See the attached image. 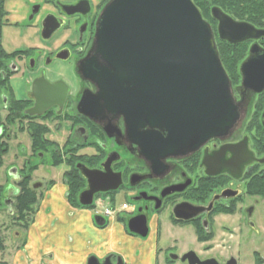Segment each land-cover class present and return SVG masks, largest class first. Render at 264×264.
I'll list each match as a JSON object with an SVG mask.
<instances>
[{"label":"flooded vegetation","instance_id":"flooded-vegetation-1","mask_svg":"<svg viewBox=\"0 0 264 264\" xmlns=\"http://www.w3.org/2000/svg\"><path fill=\"white\" fill-rule=\"evenodd\" d=\"M111 1L0 0L5 13L0 27V46L11 56L5 70H1L8 89L0 90V205L1 200L5 202V210L0 207V213L6 212V219H10L11 224H18L23 230L21 239L24 241L31 212L20 211L17 198L33 196L36 205L50 200L51 195H55L53 189L61 184L65 188L63 194L67 204L90 211L92 217L95 215L94 201L106 200L113 211L112 217H117L126 237L139 244L152 240L153 264H157L159 256L163 264H189L188 259L182 260V256L189 252H193L199 261L236 262L233 257L222 261L207 253L224 235L232 238L237 228L234 230L228 224L252 223L253 207L249 205L240 210L238 204L242 203V196L258 197L245 192L246 183L258 180L264 174V162L257 161L264 159V154L257 153L249 131L243 130V120L253 116L249 127L253 129L260 125L264 130V89L260 93L248 90L241 95L239 66L250 56L252 44L256 43L264 51V39L241 42L250 44L245 46L244 57L238 65L240 88L237 94L230 86L238 117L226 133L205 138L200 132L189 134L179 127L168 126L166 119L156 116H151L157 123L154 121L153 126L146 102L130 96L135 87L127 81L114 83L111 78L114 69L95 52L97 23ZM14 2L20 3L19 8L10 7ZM47 17L58 22L59 27L44 38L42 23ZM25 22L30 37H36L38 32L43 40H50L59 31L62 35L53 48L45 51L34 45L6 50L1 35L3 28L16 29ZM86 62L96 68L97 76H84ZM19 72L23 80L22 96L10 84L12 76ZM36 93L45 97L41 114L31 113L38 104ZM12 103L16 109L12 111L19 112L20 116L9 123L8 108ZM245 135L255 160L242 167L236 177L238 165L230 162V154L216 153L226 145L237 144ZM20 136L27 138V146L18 140ZM10 142H16L22 155L17 161L5 164L3 157ZM62 165L65 169L57 178L52 171ZM226 168L232 173L210 174ZM41 169L42 174L38 176ZM85 169L98 177L118 174L117 188L98 191L93 194L90 205H81L79 195L89 188L83 175ZM106 181H97L96 185L107 186ZM71 183L77 188L74 200L79 205L68 199ZM117 195L124 198L118 208L115 203ZM198 208L199 213L183 219ZM249 208H252L250 215L247 213ZM128 224L145 231V236L131 232ZM141 224H144L143 229ZM93 226L106 242L111 239L106 218L104 225L94 223ZM164 226L168 232L189 226L196 242L203 245L198 249H185L169 243L157 250ZM3 227L0 223V264H3L1 256L7 232V228L1 231ZM150 229L153 236L149 235ZM16 236L20 238V235ZM91 257L97 264H128L124 256L113 251L108 244L102 245L99 252L88 253L83 264H88Z\"/></svg>","mask_w":264,"mask_h":264},{"label":"water","instance_id":"water-1","mask_svg":"<svg viewBox=\"0 0 264 264\" xmlns=\"http://www.w3.org/2000/svg\"><path fill=\"white\" fill-rule=\"evenodd\" d=\"M210 13L217 21V34L222 41L236 44L264 39V29L236 21L215 6ZM48 18L42 23L44 38L59 27L58 22ZM249 51L250 56L239 66L241 95L248 90L260 93L264 89V51L256 43ZM95 52L114 69L111 74L114 83L127 81L135 87L130 96L146 102L151 125L154 121L157 124L151 117L156 116L166 119L168 126L179 127L189 134L200 132L208 138L226 133L238 117L229 78L220 62L210 25L192 0H112L97 23ZM88 63L91 62H86L83 68L84 76H97L96 68ZM36 98L38 104L31 113L41 114L45 97L38 95ZM219 152L229 153L230 162L238 165L236 177L242 167L255 160L246 135L237 144L220 148L216 154ZM257 161L263 163L264 159ZM224 171L232 173L226 168L210 174ZM83 175L89 187L79 195V203L83 206L92 203L94 193L116 189L119 181L118 174L98 177L86 170ZM106 179L107 186L96 185L97 181L107 182ZM251 210L248 209V215ZM199 211L198 208L183 219ZM93 221L98 226L105 223L99 215H95ZM143 226L141 224L142 229ZM128 229L141 236L146 234L135 229L133 224H128ZM184 259H188L189 264H216L213 259L199 261L193 252L183 255ZM88 264H97L96 259L91 257ZM227 264L236 262L232 260Z\"/></svg>","mask_w":264,"mask_h":264},{"label":"rangeland","instance_id":"rangeland-1","mask_svg":"<svg viewBox=\"0 0 264 264\" xmlns=\"http://www.w3.org/2000/svg\"><path fill=\"white\" fill-rule=\"evenodd\" d=\"M203 19L210 25L213 40L217 48V41L220 40L217 34V21L212 18L211 13H210V18L203 17ZM213 20L215 22H213ZM25 24L26 22L16 29L13 27L3 28L1 35L6 50L12 51L15 49H24L29 45H34L39 48H43L42 50L45 51V49L53 48L57 43V39H60V36L62 35V33H60L59 31L55 33L53 38H51L50 40H43L41 39L40 34L38 32L36 37H30V34H28V30L24 26ZM37 27L40 28V24H38ZM244 44L245 46L247 45V47H249L250 42H245ZM228 78L232 92L237 94L238 89L240 88V75L236 82H231L229 76ZM10 84L12 88L15 89V91L20 96L24 95V92L21 88L23 84V80L20 72L12 76V78L10 79ZM0 109H1V102H0ZM252 117L253 116H250V118H248L247 121L243 120V126H244L243 130H246L247 132L249 131L250 137L252 138L253 142H255L254 134L256 133L254 132V128L251 129L249 127V121L252 119ZM18 140L23 141V145L27 146L28 144L27 138L25 139L24 136H20L18 137ZM21 151H22L21 149L17 148L16 142H12V143L10 142L9 148L3 157L4 163L7 164L12 160L17 161V159L22 155ZM64 169L65 166L62 165L57 167L52 172L55 173V177L60 178L61 177L60 174ZM41 174H42V169L38 172V176ZM115 198H116V202H115L116 207L118 208L119 205L124 201V198L121 195H117ZM4 203L1 200L0 207L2 208V210H5ZM94 205L96 210H103L104 208L109 207L108 206L109 204L106 200L102 202L96 201V203L94 201ZM238 205H239V209L240 208L243 209L244 207L249 205L253 207V212L251 215V222L253 223L252 226L250 224L245 223L244 212H243L242 221H244V224H228L231 227H234V230L235 228H237V230L234 231L232 238H229L228 234L224 235L223 239L219 241L218 244H215V246L207 253V255L219 257L220 259H223L222 261L227 260L229 257H233L236 260V264H264V198L242 196V203ZM6 218H7L6 212L5 214L0 213V223L1 226H4L1 231L4 232L5 231L4 229L7 228L6 229L7 232L4 234L6 238L9 240L16 239V241L13 243L15 249L25 248V244H23L22 242L23 240H21V235H22L21 233L23 232V230H21L18 227V224H11V221H9L10 219L7 220ZM191 231L192 229L188 226L182 230L178 229L168 232L167 227L164 226L161 230V234L159 235L160 239L158 242L157 250H162L169 243H175L180 247H185V249L201 248L203 244H199L198 242H196L195 234H193ZM16 235H20V238ZM149 235L153 236L152 229H150ZM9 247H11V243H8V248ZM150 248H152V251L149 250ZM140 249L141 250L139 251V253L134 252V256L143 253L144 255H146L145 257L147 260L151 259L153 264L154 257L152 253H154L153 250L154 248L152 247V240L142 242L140 244ZM125 252L130 257L132 256V251L130 248H126ZM177 252H180V249ZM157 264H163L161 260V256H159L157 260Z\"/></svg>","mask_w":264,"mask_h":264},{"label":"crops","instance_id":"crops-1","mask_svg":"<svg viewBox=\"0 0 264 264\" xmlns=\"http://www.w3.org/2000/svg\"><path fill=\"white\" fill-rule=\"evenodd\" d=\"M19 6V2L10 5L12 8ZM53 190L55 195H51L50 200H44L30 210L31 218L22 241L25 248L15 249L16 239H4L3 264H83L88 253L99 252L102 245L107 244L113 251L121 253L128 264H152L143 253L134 256V252L141 250L140 244L125 236L117 217H107L111 239L106 242L94 228L90 211L69 206L61 184ZM8 243H11L9 248ZM126 248L131 249V257L125 252Z\"/></svg>","mask_w":264,"mask_h":264},{"label":"trees","instance_id":"trees-1","mask_svg":"<svg viewBox=\"0 0 264 264\" xmlns=\"http://www.w3.org/2000/svg\"><path fill=\"white\" fill-rule=\"evenodd\" d=\"M195 6L200 11L201 15L206 18H210V9L215 6L221 9L225 14L230 16L236 21H245L255 28L264 29V0H192ZM3 5L0 2V27L2 25V18L4 17ZM213 22H215L213 20ZM245 44L236 43L230 44L226 41H217V51L220 62L222 63L226 73L231 79V82H236L239 78L238 65L244 57ZM11 56L7 54L0 46V90L8 89L6 79H3L1 70H5L6 64L10 60ZM8 108L10 114L8 115V122L11 123L17 116H20L19 112H13L16 110L13 107V103ZM255 149L258 154H264V130L260 125L254 128ZM256 135V136H255ZM71 191H69L68 199L71 203L75 204L76 194L78 191L74 186V183L70 185ZM77 192V193H76ZM249 195H257L260 198H264V174L260 176V179L248 181L246 183V191ZM25 195V194H24ZM18 197V205L20 211L32 210V206L36 203L35 198L32 196ZM76 205H79L76 203ZM203 239V237H200Z\"/></svg>","mask_w":264,"mask_h":264},{"label":"built area","instance_id":"built-area-1","mask_svg":"<svg viewBox=\"0 0 264 264\" xmlns=\"http://www.w3.org/2000/svg\"><path fill=\"white\" fill-rule=\"evenodd\" d=\"M104 215H112L113 214V211L111 209H105L103 210L102 212Z\"/></svg>","mask_w":264,"mask_h":264}]
</instances>
